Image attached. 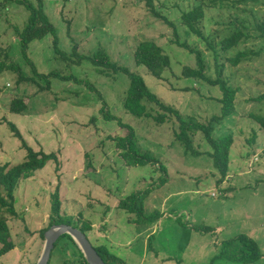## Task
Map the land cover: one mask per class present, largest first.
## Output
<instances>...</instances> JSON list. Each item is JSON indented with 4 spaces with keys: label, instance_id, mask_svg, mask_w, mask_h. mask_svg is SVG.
<instances>
[{
    "label": "rangeland",
    "instance_id": "1",
    "mask_svg": "<svg viewBox=\"0 0 264 264\" xmlns=\"http://www.w3.org/2000/svg\"><path fill=\"white\" fill-rule=\"evenodd\" d=\"M22 1L36 6L35 0ZM153 4L174 24L179 41L201 53L205 76L216 79L218 66L220 79L239 90L234 113L214 125V138L233 137L226 177L221 180L213 167L201 133L190 137L192 150L199 153L195 156L175 139L174 117L164 115L165 121L157 123L154 118L162 112L145 100L146 116L125 110L126 75L101 73L87 60L79 65L71 61L74 55L93 57L101 49L111 62L140 76L147 90L183 120L205 124L219 116V87L183 76L184 68L196 66L194 55L171 43L172 30L142 2L43 0L57 47L46 35L23 48L18 33L29 12L15 1L0 0V167L22 163L26 148L55 155L30 179L20 180L14 193L17 216L1 210L14 249L0 264H37L44 246L39 232L51 220L70 222L78 230L90 226L84 233L88 241L125 264H235L214 259L225 242L241 235L259 248L255 264H264V133L250 119L264 117V101H253L264 94V0ZM198 4L204 18L197 27L214 44L213 51L180 21L182 12ZM237 32L245 39L223 51L221 41ZM145 41L170 59L160 78L134 61L135 49ZM242 52L245 58L238 66L227 62ZM13 100H21L22 111L10 109ZM122 125L134 131L138 152L156 165L128 166L119 156L110 138L127 135ZM140 192L146 193L140 214L118 208L120 201ZM61 246L63 251H57ZM61 246L52 249L48 264H68L72 249L65 240Z\"/></svg>",
    "mask_w": 264,
    "mask_h": 264
},
{
    "label": "trees",
    "instance_id": "2",
    "mask_svg": "<svg viewBox=\"0 0 264 264\" xmlns=\"http://www.w3.org/2000/svg\"><path fill=\"white\" fill-rule=\"evenodd\" d=\"M15 1L18 5L23 6L27 12H29L28 22L25 28L21 33H18V37L23 48L26 47L27 43H30L34 40H40L46 35L52 36V43L54 47H57V38L55 36V29L53 25L49 22L47 16L44 14L43 9V0H35L36 6L31 3H27L22 0H12ZM142 2L151 14V16L161 21L164 25L169 27L172 30L171 40L172 44H175L177 47L187 50L189 54L194 55L196 66L194 68L186 67L183 69V76L186 78L200 79L205 81L211 86H218L221 91L222 98L219 100L221 105V112L219 116L212 118L205 124L194 123L192 121L183 120L177 112L174 110L165 107L160 103V101L151 94L143 80L140 76L130 72L128 69L119 67L115 63L111 62L108 55L101 49H99L93 57H84L74 55L75 60H71L76 65H79L83 60L89 61V63L95 67L97 70L103 72H112L114 74L121 73L127 76L130 84L127 90L124 108L125 110L136 117L146 116V110L143 105L144 100L155 105L162 113L157 115L154 119L157 123H163L165 121L164 115H170L175 118L178 124V133L175 134V139L182 144L186 150H191L192 154L198 156L199 153L192 150L191 138L196 133H201L206 143L211 148V152L207 154L213 160V167L218 171L221 176V180L224 179L227 175L228 170V157L230 149L233 145V137L231 135L224 136L221 138H214V125L223 124L224 120L229 118L234 113V101L238 89L228 86L224 80L220 79L221 77V68L216 67V79L211 80L207 78L204 74L205 72V62L199 51H194L185 43H181L178 39V34L176 27L168 19L161 15L156 8L154 7L153 0H139ZM218 1V0H215ZM252 2L257 0H250ZM204 18V9L201 4L194 6L191 10L187 12H182L180 16L181 24L197 39L207 42V47L210 50H214V44L208 41L202 34V31L197 27ZM245 39V36L241 32L234 33L230 37L224 39L220 43V47L223 51L231 50L237 46L239 43ZM245 54L238 53L233 58H228L227 62L234 66H238L240 61L244 59ZM242 58V59H241ZM215 60L217 55H215ZM134 61L138 66L144 67L148 73H150L154 78H160L163 71L170 67V59L166 56L162 49L157 46L154 42L145 41L140 43L134 51ZM1 69V67H0ZM23 78H19V81H22ZM253 101H264V94L256 97ZM21 100H13L10 106L12 111H22L23 109L20 105ZM108 120L113 119L110 116L106 117ZM250 119L254 120L262 129L264 133V117L252 116ZM127 131V135L120 138H110L112 142H116V147L119 150V156L126 162L128 166H145L146 164L156 165V161L147 155H141L137 150V145L135 143V134L134 131L128 127L122 125ZM14 134L19 136L18 132L14 127H12ZM24 148V146H23ZM27 157L26 159L17 165L12 167L2 166L0 167V212L5 210L12 217L17 215L14 212V193L20 182V180L30 179L34 173L42 169L46 162L55 161L54 154H44L41 151L35 152L29 148H26ZM2 190V191H1ZM3 192V193H2ZM56 193V192H55ZM146 193H138L137 195H132L131 197L126 198L125 200L120 201L118 208L129 213L140 214L143 211V199ZM55 197L56 194L52 195ZM57 201L53 204L52 210H56ZM59 218V217H58ZM149 218H143L141 221L144 222ZM66 224L68 226L74 227V224L70 222H56L50 221L47 228L39 232L40 237L44 238V233L53 225ZM83 234L90 230V226H82L79 229ZM86 236V235H85ZM87 238V237H86ZM65 240L70 246L71 254L68 264H72L74 259H76L77 264H87L82 253L68 235L61 236L56 243L54 244L53 250L56 251V248L61 246V243ZM88 240V239H87ZM65 245V244H64ZM92 245V243H91ZM94 250L97 252L99 257L102 259L104 264H125L121 259L115 257L104 246H94ZM63 246H61L62 250ZM14 249V244L10 239L9 227L7 225V220L0 219V258L6 256ZM51 251L50 256L53 253ZM63 251V250H62ZM261 254L257 244L247 238L244 235H241L233 240L227 241L222 245L221 250L219 251L218 257L214 260L225 259L230 263L235 264H255L260 260ZM213 260V261H214ZM67 264V263H66Z\"/></svg>",
    "mask_w": 264,
    "mask_h": 264
},
{
    "label": "water",
    "instance_id": "3",
    "mask_svg": "<svg viewBox=\"0 0 264 264\" xmlns=\"http://www.w3.org/2000/svg\"><path fill=\"white\" fill-rule=\"evenodd\" d=\"M63 235L72 238L87 264H104L86 236L80 230L68 225H53L44 233V246L37 264H48L54 244Z\"/></svg>",
    "mask_w": 264,
    "mask_h": 264
},
{
    "label": "crops",
    "instance_id": "4",
    "mask_svg": "<svg viewBox=\"0 0 264 264\" xmlns=\"http://www.w3.org/2000/svg\"><path fill=\"white\" fill-rule=\"evenodd\" d=\"M229 155H230V153H229ZM228 173V172H227ZM174 226H179V225H174ZM181 228V227H180ZM90 242V241H89ZM90 244H91V242H90ZM217 263H219V262H217ZM210 264H214V262H211Z\"/></svg>",
    "mask_w": 264,
    "mask_h": 264
}]
</instances>
